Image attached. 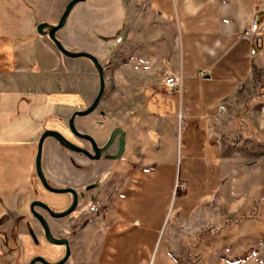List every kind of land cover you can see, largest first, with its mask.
<instances>
[{"label": "crops", "instance_id": "obj_1", "mask_svg": "<svg viewBox=\"0 0 264 264\" xmlns=\"http://www.w3.org/2000/svg\"><path fill=\"white\" fill-rule=\"evenodd\" d=\"M33 1L39 10V0ZM93 3L90 8L97 10V0ZM109 5L111 46L126 50V62L109 68L126 88L127 102L135 103V90L146 94L143 101L155 109L147 108L144 115L156 125L147 132L134 124L123 128L121 158L97 166L94 172L104 186L97 197V224H86L77 242L94 264H211L218 242L227 243L230 231L245 228L242 220L231 222L245 204L230 191L218 125L247 118L255 132H264V0H109ZM93 12L88 19L97 24ZM42 14H36L35 25L55 24ZM253 20L256 37H242ZM28 36L20 39L34 40ZM52 61L46 58L30 69L40 86L20 77L25 86L17 101L27 111L37 104L30 98L38 88L49 94L54 71L69 73L65 67L58 71ZM139 63L142 79L156 80L160 74L161 80L136 85ZM172 76L180 77V85L168 90L165 80ZM220 105L225 111L219 114ZM54 114L47 113L43 122ZM41 133L42 126H36L0 144V264H9L4 257L15 252L1 234L9 242L10 234L32 240L38 228L28 206L41 200L34 167ZM83 165L78 156L45 141L42 166L53 183L78 181Z\"/></svg>", "mask_w": 264, "mask_h": 264}, {"label": "rangeland", "instance_id": "obj_2", "mask_svg": "<svg viewBox=\"0 0 264 264\" xmlns=\"http://www.w3.org/2000/svg\"><path fill=\"white\" fill-rule=\"evenodd\" d=\"M66 2L67 0H39V8H41L36 10V7H33L35 6L33 0H0V144L14 142L24 132L33 131L36 126H42V132L47 127L67 135L66 119L74 111L85 109L96 96L98 79L91 62L84 58L64 57L47 37L40 36L36 32V14L39 17L40 12L43 13L42 16L45 19L54 21L56 24ZM93 4V0L75 4L63 27L56 32V38L67 50L86 52L95 56L105 69V91L97 108L90 114L80 117L76 123L77 128L96 137L102 143L108 133L116 127L123 129L134 124L142 132H147L148 129L154 128L156 121H151L147 119V115H144L147 108L149 112L155 109L148 106L147 101H143L147 98L146 94H142L140 89L135 90V103L139 104L127 102L126 88L118 84L117 77L114 78L109 66L125 63L126 50L123 45L111 46L113 44H111L112 27L109 23V0H97V10L90 8ZM93 11H97V15H93L97 19V24L90 23L88 19L92 18L88 16ZM105 22L108 25L103 28L102 25ZM30 34L33 41L20 39L29 37ZM21 53H26L29 59L27 57L24 59ZM50 57L53 59L54 68L61 71L65 67L69 73L60 74L54 71L51 75L52 83H50L53 87L51 86V90H48L49 94L45 96L43 89L38 88L37 93L30 98L37 104L27 111L24 109L26 106L17 101L22 97L21 92L18 91L25 86L20 77L25 80V76H28L35 87L36 84L40 86V80H37L38 75L30 69L35 70L38 62L40 66L46 58L49 61ZM140 70L139 63L138 73L133 77L136 85L140 87L161 80L160 74L156 80L142 79ZM262 105L264 107V99ZM51 111L55 112L54 116L43 122V117ZM137 114H141L140 119L134 121L136 118L134 115ZM218 126L222 132V155L228 160L225 164V172L230 180V191L244 197L245 204L244 209L232 218L231 222L243 221L242 218L252 216L259 201L264 200V132H255L247 118L241 121L222 120ZM99 181V179L95 181L94 189L88 193V197L92 196L95 189L97 197L101 191L103 192L104 186H101ZM89 182L90 180L87 183ZM39 196L49 207H53L54 211H60L67 203L65 196L52 195L44 190ZM93 199L95 198H89L88 205L94 202ZM95 204L92 207H85L88 210L87 219L81 223L74 224L65 219H49L55 235L57 228L67 223L71 224V229L74 226L77 228L76 232L71 231L72 254L67 264H94L92 257L89 259L83 253V245L80 246L77 242L79 238L77 234L86 224H97V219L95 220L97 203ZM258 209L254 219L243 221L245 228L239 227L236 232L230 231L227 243L223 244L221 240L218 242L219 248L212 254L211 264H264V206ZM10 235L17 237L16 234ZM34 235V241L29 235L21 241L10 239L9 242L7 238L10 246L16 251L14 255L12 253L5 255L4 259L8 260L9 264L15 261H18V264H25L36 256H42L50 261L59 258L60 249L46 242L39 228L35 229ZM213 235L217 236V234ZM96 252L97 240L93 245L91 256H94Z\"/></svg>", "mask_w": 264, "mask_h": 264}, {"label": "water", "instance_id": "obj_3", "mask_svg": "<svg viewBox=\"0 0 264 264\" xmlns=\"http://www.w3.org/2000/svg\"><path fill=\"white\" fill-rule=\"evenodd\" d=\"M84 1H86V0H70L66 4V6L64 7V10H63V12H62V14H61V16H60V18L56 24L51 25V24H48L45 22H41V23L36 25V32L40 36L47 37L50 40V42L55 46L56 50L60 54H62L64 57H67V58H84V59L90 61L91 64L93 65L94 69L96 70V73L98 75V91L96 93V96L94 97V99L92 100L90 105H88L83 110L74 111L71 114L70 118L68 119V130H69V132L76 137H79V138H82V139H85V140H88L89 142H91L96 156L92 157L85 150H83L80 147L69 142L60 132H58L56 130L45 129L41 133V135L38 139V142H37L36 155H35V160H34L36 177L38 178L41 186L46 191H48L52 194H57V195L69 193V194L73 195L74 199H73L72 204L68 208H66L65 210H63L61 212L52 211L45 203H43L42 201H39V200H34L29 204V207H28L29 212L31 213L32 217L40 225V227L43 231V236H44L45 241L48 242L49 244L56 245V246L64 245L66 248V251H65V255L63 256V258H61L60 260H58L56 262H48L43 257L36 256V257L32 258V260L28 264H35V263L64 264L70 255V250H69L67 240L63 239V238L53 237V235L50 232V229H49V226L47 224L46 219L43 217V215H41L39 212H37L35 210V208L38 207V208L45 210L49 214L50 217H52L54 219H62L64 217L68 216L76 206L75 192L72 189L52 187L49 184H47V182L44 178V175L42 172V167H41L42 151H43L44 141L47 138H51L55 142H57L61 147L65 148V149H67L73 153L86 155V156L90 157V159H92V160H100V153L104 152L109 147V145L113 142V139L116 136H118L117 153L114 156L105 157L104 159L118 160L121 158V156L123 155L124 150H125V137H124V132L121 128H118V127L114 128L110 134V137H109L107 144H105V146L103 148L98 149L95 146V143L93 142L92 138L89 135L82 134V133L78 132L75 128V125H74V119L75 118H80L82 116L88 115L97 108V106H98V104H99V102H100V100L104 94V91H105L103 67L99 64V62L97 61V58L95 56L89 54V53H86V52L67 50L63 47V45L56 38V32L60 28L63 27V25L66 21V18L68 16L69 12L71 11L72 7L75 4L80 3V2H84Z\"/></svg>", "mask_w": 264, "mask_h": 264}, {"label": "flooded vegetation", "instance_id": "obj_4", "mask_svg": "<svg viewBox=\"0 0 264 264\" xmlns=\"http://www.w3.org/2000/svg\"><path fill=\"white\" fill-rule=\"evenodd\" d=\"M104 73H105V69L103 68V74ZM97 79H98V75H97ZM104 81H105V74H104ZM69 118H67L66 119V122H65V130L67 132V135L63 134L62 132H60L58 130H56V131L60 132L69 142L73 143L74 145H76V146L80 147L81 149L85 150L86 152H88L92 157L93 156H96V154H95V152L93 150V146H92L91 142H89L88 140H85V139L76 137V136L72 135L69 132V130H68V119ZM78 120H79V118H75L74 119V125H75L76 130L78 132L82 133V134L89 135V133L85 132L84 130H81V129L77 128L76 123H77ZM53 130H55V129H53ZM112 131L113 130H111L108 133L107 137L105 138L104 142H102V143L96 137H94L92 135H89V136L92 138L93 142L95 143V146L98 149H101V148H103L105 146V144H107V142L109 140V137H110V134H111ZM47 140H52L59 148L65 150L66 152H68L71 155L78 156L83 161V164H87L84 167L82 176L80 177V179L78 181H76V182L66 181L63 184H55V183H53L52 181H50L48 179V177L46 175V172H45V169L42 166V161H41L42 172H43V175H44V178H45L47 184H49L50 186L55 187V188H70V189H72L75 192L76 206H75V208L73 209V211L68 216H66V217H64L62 219H65L67 222H72L74 224L75 223H78V222H80V223L81 222H84V221H86L87 214H88V212H87L88 210L85 207L86 206L92 207L93 204H95V202L97 203L96 189L94 190L95 192L92 194V196L88 197V193H90L91 191H93V189H94V186L93 185H94V183H95V181L97 180V177H98L97 176V172L95 173L94 171H97V166H99L101 163L106 164V166H109L110 163L117 161V160H107V159H104V158L105 157H109V156H114L117 153L118 136H116L113 139V142L109 145V147L104 152H101L100 153V160H92V159H90V157H88L86 155L73 153V152H71V151H69V150L61 147L57 142H55L51 138H47L45 141H47ZM45 141H44V144H43V148H44V145H45ZM42 154H43V151H42ZM37 180H38V178H37ZM87 180L88 181L90 180V182L87 183L88 182ZM38 182H39V180H38ZM39 184H40V182H39ZM40 186H41V184H40ZM41 188L45 192L50 193V192L46 191L42 186H41ZM50 194H52V193H50ZM52 195H57V194H52ZM58 196H65L66 197V200H67V203L65 204V206H63V208L60 211H56V210L54 211V208L53 207H49L42 200H39V201H42L43 203H45L54 212H61V211L65 210L66 208H68L72 204L73 199H74L73 195L72 194H69V193L68 194L58 195ZM91 197L92 198H95V199H93L94 202L93 203H90L88 205L89 198H91ZM35 210L37 212H39L41 215H43V217L46 219L47 224H48L49 229H50V232L53 235V237H55V238H63V239H66L67 240V243H68V246H69V250H70L69 258L64 263V264H67L70 261L71 254H72V243H71L72 242V235H71V231L76 232V229H77L76 226L72 227V229H71L70 228L71 224H69V223H67V225H65V226L62 225V227H58L57 228V231H56L57 234L55 235L53 233L52 226L49 223V219L53 220L54 218L50 217L49 214L45 210H43L41 208L36 207ZM30 215H31V213H30ZM31 217H32V215H31ZM95 217H96L95 218V220H96L97 219V214L95 215ZM35 222L37 223V226H38V228L40 230L41 236L44 239L43 231H42L40 225L38 224V222L36 220H35ZM31 234L32 233H30V235ZM31 237H32V240L34 241L35 240L34 239L35 238V235L32 234ZM6 239H7L6 238V235H3V240H4L5 243H6ZM10 239H13L12 238V235H11ZM54 246H56V245H54ZM56 247H58L60 249L61 255L59 256V258H57L54 261H50V260L46 259L48 262H56V261L60 260L61 258H63V256L65 255L66 248H65L64 245H60V246H56ZM18 255L19 254L17 253V256ZM30 261L31 260H29L25 264H28ZM13 264H18V261H15ZM35 264H41V263H35Z\"/></svg>", "mask_w": 264, "mask_h": 264}, {"label": "built area", "instance_id": "obj_5", "mask_svg": "<svg viewBox=\"0 0 264 264\" xmlns=\"http://www.w3.org/2000/svg\"><path fill=\"white\" fill-rule=\"evenodd\" d=\"M257 21L256 20H253L250 24V26L248 27V29L243 32L241 34L242 37H245L247 39H252L255 36V32L257 30ZM250 54L253 55L254 54V50H251L250 51ZM200 76H203V73L200 74ZM180 85V77L179 76H172V77H169L165 80V87L168 89V90H171L173 88H177L178 86ZM219 114L224 112L225 111V106L224 105H220L219 106ZM177 188L179 189H182V186L180 185H176Z\"/></svg>", "mask_w": 264, "mask_h": 264}, {"label": "trees", "instance_id": "obj_6", "mask_svg": "<svg viewBox=\"0 0 264 264\" xmlns=\"http://www.w3.org/2000/svg\"><path fill=\"white\" fill-rule=\"evenodd\" d=\"M260 206H264V200H260L259 203H258V206L256 207V211L254 212V214H253L252 216H250L249 218H246V219L242 218L243 221L254 219V217L256 216V213H257L258 210H259L258 208H259ZM198 260H199V259H198Z\"/></svg>", "mask_w": 264, "mask_h": 264}]
</instances>
